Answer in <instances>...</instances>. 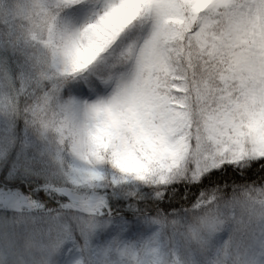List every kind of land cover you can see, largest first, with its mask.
Returning a JSON list of instances; mask_svg holds the SVG:
<instances>
[{
    "label": "snow or ice",
    "instance_id": "6c2138e0",
    "mask_svg": "<svg viewBox=\"0 0 264 264\" xmlns=\"http://www.w3.org/2000/svg\"><path fill=\"white\" fill-rule=\"evenodd\" d=\"M0 264H264V0H0Z\"/></svg>",
    "mask_w": 264,
    "mask_h": 264
}]
</instances>
